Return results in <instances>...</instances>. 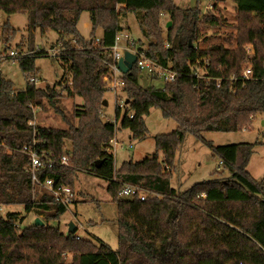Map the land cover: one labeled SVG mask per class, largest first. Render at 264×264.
I'll return each instance as SVG.
<instances>
[{
  "label": "trees",
  "instance_id": "1",
  "mask_svg": "<svg viewBox=\"0 0 264 264\" xmlns=\"http://www.w3.org/2000/svg\"><path fill=\"white\" fill-rule=\"evenodd\" d=\"M233 2L237 19L230 24L219 14L203 13L200 4L183 8L175 0H0V10L8 15L28 14L27 44L31 49L37 27L42 33L52 30L63 40L58 58L72 80L62 90L83 99L73 112L78 119L75 125L59 106L62 90L28 81L38 73L35 59L46 56L45 49L20 60L27 79L24 88L15 90L0 74V206L22 205L43 221L21 227L18 212L0 215V264H264V177L256 180L246 169L255 143L206 142L228 175L215 170L209 179L182 191L170 182L176 152L188 132L201 137L205 132L249 129L253 118L264 112V0ZM84 11L91 27L88 39L78 28ZM128 13H134L141 33L149 40L146 48L139 49L158 63L171 65L178 75L164 88H144L134 66L122 89L128 106L124 112L116 106V120L139 140L148 135L144 118L152 107H160L178 125L154 136L161 161L154 155L125 160L115 167L110 142L116 123L101 116L107 72L101 61L109 54L105 49L125 29ZM162 13L172 22L166 36L160 26ZM4 27L10 31L9 23ZM223 27L234 32H227L222 41L209 42L206 30ZM97 29L101 35L95 43ZM249 65L252 72L246 77L244 70ZM197 68L204 73L198 75ZM44 102L64 117L65 128L31 123L33 107ZM65 142L71 144L70 162L60 164ZM26 145L54 155V165L38 173L41 181L51 179L54 185L71 187L79 171L108 181L107 190L118 210L116 250L48 225L68 205L48 193L33 194L34 184L26 169L28 157L20 151ZM126 183L160 197L120 198Z\"/></svg>",
  "mask_w": 264,
  "mask_h": 264
},
{
  "label": "rangeland",
  "instance_id": "2",
  "mask_svg": "<svg viewBox=\"0 0 264 264\" xmlns=\"http://www.w3.org/2000/svg\"><path fill=\"white\" fill-rule=\"evenodd\" d=\"M175 2L183 8L200 4L203 13L219 14L226 18L230 24L235 23L237 19L236 4L233 0H175ZM168 21V14L162 13L160 15V26L163 36L167 35L168 28L166 24ZM6 22L9 23L10 31L4 27ZM27 25V13L8 15L0 10V45L2 41H6L12 46L17 45L28 50L62 49L63 40L58 39L56 32L47 30L42 33L39 27L34 31V42L31 49L27 44ZM123 25L125 27L124 33L129 34L130 40L136 42L137 47H147L149 40L141 33L134 13H128ZM78 28L85 38L90 37L91 27L88 12L84 11L81 14ZM227 32H234V29L227 27L209 29L206 30V35L209 42H216L222 41ZM124 33L120 32L117 36L121 52H124L123 46L126 44L122 36ZM100 35L101 31L97 29L95 37H100ZM71 42L74 44V40ZM205 45L199 43L201 47H205ZM250 53H252L251 48ZM47 54L48 56H39L35 59V66L38 69V73L35 75V79H38L36 86L41 88L55 86L58 90H62V87L70 85L72 75L68 69L65 70L63 61L58 58V55ZM0 69L2 76L12 82L15 90L25 87L27 79L18 62L4 63ZM197 72L202 75L204 70L197 68ZM151 77V75L139 74V84L144 88H162L165 86L166 83L162 79H152ZM103 81L105 88H103L105 90L103 100L105 99L107 104L103 105L101 116L105 121L116 123L113 142H110L111 151L115 158V167H119L125 160L140 161L154 155H157L161 161L163 159L162 152L158 151L157 153L154 136L174 130L178 125L177 121L172 117H165L160 107H152L150 113L144 118L148 128L147 137L142 140L133 138L130 131L121 126L120 119L116 120L115 117L116 106L119 107L122 100L126 102V94L120 89L110 88V83L104 79ZM61 92H63V95L59 98V106L64 115L73 124L77 125L78 119L75 118L73 112L75 108L81 107L83 99L77 95L70 96L64 90ZM127 106L128 103L125 104V109ZM33 112L34 119L31 123L36 127L65 128L67 126L64 117L58 114L47 102H44L40 107H33ZM121 112H124V109ZM251 125L249 129L237 132H205L201 134V137L188 132L176 152L175 165L170 179L171 186L182 191L196 182L209 179L215 170H224L223 175H228L227 170L223 169L222 166L219 167V157L213 154L206 142H211L213 145L240 142L255 143L254 152L246 169L254 179H262L264 177V112L258 113L253 118ZM64 149V153H68V156H70V142H65ZM69 162L70 158H68ZM107 185L108 181L102 177L84 171L77 172L74 183L70 187L74 191L72 202L68 204L66 212L58 220H51L48 225L59 227L61 231L66 233L68 225L72 222L77 226L75 234L81 239L90 240L97 245L103 243L112 250H116L118 248V210L116 202L113 201L107 190ZM44 193H48L46 186L42 184L34 185L33 194L40 196ZM8 211L18 212L19 218L22 219L19 222L21 227L34 223L38 218L34 213L26 212L22 205H3L0 215L5 217Z\"/></svg>",
  "mask_w": 264,
  "mask_h": 264
},
{
  "label": "built area",
  "instance_id": "3",
  "mask_svg": "<svg viewBox=\"0 0 264 264\" xmlns=\"http://www.w3.org/2000/svg\"><path fill=\"white\" fill-rule=\"evenodd\" d=\"M124 39L126 42V46L123 47L124 52L129 51L136 55V61L133 64V67L139 70V74L141 75H151L152 79H162L165 83L173 82L178 75V72L174 71L171 65L164 66L157 61L147 57L144 52L136 46L135 42L129 39L127 34H124ZM100 41V37L95 38V43ZM169 47V44H166ZM250 46H248V52L250 53ZM120 45L118 43L117 37L115 43L108 49L109 54L102 58V64L107 69L106 74L104 75V80L110 83V88L116 90L120 89L123 91V87L125 86L127 73L122 72V70L118 66L119 59L124 55V52H121ZM40 50V49H38ZM38 50H28L26 48L18 47L17 45L12 46L6 41H2L0 45V68L1 65L8 62H20V60L24 57L32 56ZM252 50V49H251ZM47 53H51V55H60L62 49L59 50L54 48L52 50H46ZM48 56V54H46ZM0 69V74L1 73ZM251 67L250 65L244 70V76L251 75ZM198 74V72H196ZM199 75V74H198ZM151 79V80H152ZM28 81L32 84L37 85L38 79L35 77H29ZM219 82V81H218ZM164 88V87H162ZM128 102H124L122 100L119 104L120 109L125 110V104ZM118 106V105H117ZM133 115L130 114V117ZM113 142V139L111 140ZM116 144V143H115ZM3 145V144H2ZM8 152H11L10 148L6 147ZM22 153L27 155L28 157V165L26 167L27 171L31 174L32 182L34 185L42 184L48 188V194L52 195L55 200L59 203L68 205L72 202L74 191L67 185H54V182L51 179H46L45 181H41L38 177V173L41 170L46 168H51L54 165L55 158L52 152L50 151H38L34 149L32 146H24L21 150ZM68 153H63L59 157L60 164H68ZM222 165V162H219V167ZM120 198H138L140 200H145L149 197H160V194L153 192L151 190L145 189L139 185H133L130 183L124 184L122 189L119 192ZM2 206H0V210Z\"/></svg>",
  "mask_w": 264,
  "mask_h": 264
},
{
  "label": "water",
  "instance_id": "4",
  "mask_svg": "<svg viewBox=\"0 0 264 264\" xmlns=\"http://www.w3.org/2000/svg\"><path fill=\"white\" fill-rule=\"evenodd\" d=\"M171 24H172V22L169 20L166 24V27L169 28L171 26ZM176 43H177V38L174 40V46H176ZM135 61H136V55H134L133 53H131L129 51H125L124 55L118 61V66L122 70V72L130 73L132 68H133V64L135 63ZM106 104H107V101L104 99L103 105L105 106ZM35 222L37 224H43V221H41L40 218H37V220ZM76 231H77V226H75V224L71 222L68 225V230H67L66 234L67 235L75 234Z\"/></svg>",
  "mask_w": 264,
  "mask_h": 264
},
{
  "label": "crops",
  "instance_id": "5",
  "mask_svg": "<svg viewBox=\"0 0 264 264\" xmlns=\"http://www.w3.org/2000/svg\"><path fill=\"white\" fill-rule=\"evenodd\" d=\"M163 14H164V13H163ZM121 32L124 33V32H125V29H124L123 31H121ZM99 33H100V32H99ZM119 33H120V32H119ZM119 33H118V34H119ZM124 34H127V33H124ZM124 34H122V36H123ZM127 35L129 36V34H127ZM117 36H118V35H117ZM123 38H124V36H123ZM129 39H130V38H129ZM117 40H118V38H117ZM118 43H119V41H118ZM125 46H126V45H125ZM125 46H123V47H125ZM111 147H112V146H111Z\"/></svg>",
  "mask_w": 264,
  "mask_h": 264
}]
</instances>
